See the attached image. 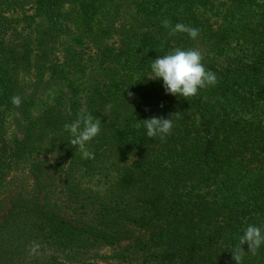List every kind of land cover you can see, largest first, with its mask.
<instances>
[{
  "label": "trees",
  "instance_id": "trees-1",
  "mask_svg": "<svg viewBox=\"0 0 264 264\" xmlns=\"http://www.w3.org/2000/svg\"><path fill=\"white\" fill-rule=\"evenodd\" d=\"M177 47L217 83L166 94L149 66ZM84 112L94 159L64 127ZM153 116L173 120L164 140ZM4 212L0 264H235L243 229L264 227V0H0Z\"/></svg>",
  "mask_w": 264,
  "mask_h": 264
},
{
  "label": "clouds",
  "instance_id": "clouds-1",
  "mask_svg": "<svg viewBox=\"0 0 264 264\" xmlns=\"http://www.w3.org/2000/svg\"><path fill=\"white\" fill-rule=\"evenodd\" d=\"M163 27L168 29V35L174 36L176 33H186L190 39H195L199 30L182 23L170 26L169 21L163 22ZM201 52L197 49L173 48L168 54L151 60L149 66L152 79L162 81V86L166 94L185 99L197 95L198 90L217 83L214 72L207 70L202 63ZM132 93H129L131 96ZM20 98L13 96L11 103L19 106ZM65 130L69 133L70 143L81 153L82 158L94 159V152L89 150V142L98 136L101 130V120L95 118L90 112L77 114V118ZM148 138L158 137L164 140L173 129L172 118L151 117L143 121ZM247 244V252L253 255L264 246V227L256 224H248L239 236V246L231 252L235 264H242V257L245 251L241 245ZM36 251V247L31 249Z\"/></svg>",
  "mask_w": 264,
  "mask_h": 264
},
{
  "label": "rangeland",
  "instance_id": "rangeland-1",
  "mask_svg": "<svg viewBox=\"0 0 264 264\" xmlns=\"http://www.w3.org/2000/svg\"><path fill=\"white\" fill-rule=\"evenodd\" d=\"M259 5V4H258ZM259 10H260V8L259 7H257ZM213 20L214 21H216L217 19L216 18H213ZM37 109H39V111L41 110V108H37ZM38 111V112H39ZM34 113H36L35 111H34ZM94 184H95V182L93 183V180H90V181H87V180H85L84 182H83V185L84 186H87V187H92V186H94ZM95 188H98L97 186H95ZM93 208V214L95 213L96 214V212H97V210H99L100 209V205L98 204V203H95L94 205H90V207L88 208V211H89V209H92ZM101 210V209H100ZM5 215H6V213L4 212V213H2V214H0V223L2 222V220L5 218ZM95 218L94 219H98L96 216H94ZM99 251V255H109L110 254V252L108 251V250H104L103 252L102 251H100V250H98ZM118 253H119V251H118ZM97 253H96V251H95V255H96ZM97 254V255H98ZM98 255V256H99ZM95 258V257H94ZM96 260H98V259H96ZM113 262H120L119 260H117V259H115ZM122 262H137V263H131V264H140L139 262H143V260H141V259H138L136 256L134 257V258H132V259H130V258H128V259H125V261H122Z\"/></svg>",
  "mask_w": 264,
  "mask_h": 264
}]
</instances>
